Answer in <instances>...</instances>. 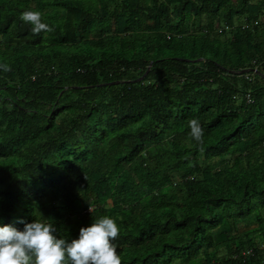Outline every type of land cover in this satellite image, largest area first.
Returning <instances> with one entry per match:
<instances>
[{"label":"trees","instance_id":"obj_1","mask_svg":"<svg viewBox=\"0 0 264 264\" xmlns=\"http://www.w3.org/2000/svg\"><path fill=\"white\" fill-rule=\"evenodd\" d=\"M3 64L0 223L111 215L121 264H264V0H0Z\"/></svg>","mask_w":264,"mask_h":264},{"label":"clouds","instance_id":"obj_2","mask_svg":"<svg viewBox=\"0 0 264 264\" xmlns=\"http://www.w3.org/2000/svg\"><path fill=\"white\" fill-rule=\"evenodd\" d=\"M40 10L25 9L21 20L31 24V30L52 31ZM0 67L5 70L8 65ZM190 134L202 141L205 129L198 118L189 121ZM117 219L103 215L79 228L71 239L57 234L56 225L46 219L14 224L0 223V264H121L117 237Z\"/></svg>","mask_w":264,"mask_h":264},{"label":"rangeland","instance_id":"obj_3","mask_svg":"<svg viewBox=\"0 0 264 264\" xmlns=\"http://www.w3.org/2000/svg\"><path fill=\"white\" fill-rule=\"evenodd\" d=\"M246 224L245 223H243V222H239V226L240 227H244Z\"/></svg>","mask_w":264,"mask_h":264},{"label":"water","instance_id":"obj_4","mask_svg":"<svg viewBox=\"0 0 264 264\" xmlns=\"http://www.w3.org/2000/svg\"><path fill=\"white\" fill-rule=\"evenodd\" d=\"M247 69H244L243 71H246ZM254 70V69H253Z\"/></svg>","mask_w":264,"mask_h":264}]
</instances>
